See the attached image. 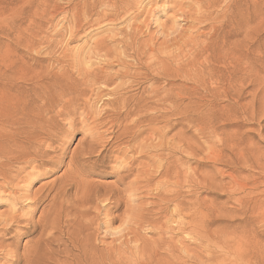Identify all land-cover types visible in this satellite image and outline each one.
<instances>
[{"label":"bare ground","instance_id":"obj_1","mask_svg":"<svg viewBox=\"0 0 264 264\" xmlns=\"http://www.w3.org/2000/svg\"><path fill=\"white\" fill-rule=\"evenodd\" d=\"M134 1L135 0H78V1L74 2V4L71 5V7L68 9V11H66V13H69V16H67V18H65L66 24H67V27L69 30V34L71 35L72 39H76L79 37L80 34H83L85 32V30L87 29V26L92 27L94 24H99V23L104 22V21L106 22V20H109V21H111V23H114L112 21L119 20L122 18L125 19L124 15L128 14V11L130 13V10H133L132 8L135 6ZM140 1L142 2V0H140ZM254 1L255 0H253L252 4L254 3ZM136 2H137V0H136ZM173 2H175V1H173ZM177 2L180 3L181 1H177ZM256 2L257 1H255V3ZM179 3H178V7H179ZM185 3H188V2H185ZM185 3L183 4V2H182V4L185 5V7H186ZM191 3L193 5L190 4L191 5L190 8L188 7L189 12L187 11L190 14H188V16L186 15V19L187 18L191 19L189 22H187L188 24L186 23L184 25H180L179 23L174 22V21H176V20H174L176 18V16H179L181 14L180 13L181 9H183L182 8L183 6H182L181 9H179L180 14H177L178 13V10H177V12L175 11V13H176L175 18H174V15L170 16L171 18L172 17L174 18V19L173 18L172 19L170 18V19L174 20L173 21L174 25H176V27H174V28H176V29H174L172 31L168 30L169 31L168 33L167 32L165 33V31H163V29L162 30L159 29V32H157L158 30H156V33H159V36L161 35V37L152 36V34L150 36L149 35L150 33L147 34L148 32L146 31L147 32L146 34L149 37L145 38L146 35L145 36L142 35L143 34L142 31L144 29L141 30L140 27H142V26L137 25L139 23H136V24L130 23L131 19H133L131 17L130 21L129 22L127 21L128 24L126 23V25H128V28L126 30L121 29L122 25H120L121 23L119 22V25L121 28L116 27L117 29H114L113 34L111 33L112 37H108L109 36L108 34L110 33V31H108L109 33L107 32L108 34L105 32L108 35V36L106 35L107 37H103L104 35L102 34L103 36L100 35V36H102L100 38V36L97 35L96 39L94 38L93 40H89L90 41L89 44L87 43L86 45H83L77 49L67 47L65 49L55 50L57 48L54 45L56 42L53 44V46H52V44H50V42H47L49 44L48 45L46 44L47 46H45V47H46L47 51L49 52V54L50 53L52 54V56L49 57V60H48L50 66H45V68H43L44 70H41L42 69L41 68V69H39L40 71L37 69L38 70V71L36 70L37 72L34 71L35 72L34 76L31 75L32 77H34V79L31 77L34 80V81H32V84L30 87L31 92L28 94L19 93V94H16L14 96H12V95L10 96L9 94H11L12 92H9V90H8L9 94H3L2 97H0V192L4 193L3 189H6L8 187L10 189L11 187H13L14 185L16 186L17 183H20V182L25 183L23 188H26V189H24L26 192L27 188L30 187V184L33 181L35 182L42 177H46L51 173L53 174V172H55V171H57V169L61 168L62 163H63V158H64V155L66 154L65 153L66 151L63 149L64 147H62L64 144L62 146H59L58 144L55 145V144L58 141V139H59V137L63 131L62 129L65 126H67L68 129L72 130L79 124V122H81L80 120L76 119V114H77V109L81 106V104L83 102L82 100H84V102L86 101V103H87V100L89 99L88 96H92V97L95 96L97 99H101L103 97V95H106V93H107L109 95L114 96L115 100H119V102L121 101L122 108L124 109V112L123 113L118 112V115H124L126 117H135L136 123L133 121L135 125L132 126L133 124L132 125L130 124V126H131L130 129L132 127L138 128L137 131L135 130L136 133L133 135V137L139 133L141 134L142 130L139 129V124L141 122L142 123L146 122L145 124L147 125V127H146L145 131L148 130L149 132L147 131V133L149 134V137L151 138V140L155 141L152 145H149L150 148L154 150L155 155L158 158V159L156 158V162H157L156 166L154 165L156 168V170H155L156 176L153 174V172L150 173V175L153 174L156 178L159 179L157 184H156L157 185V187H156L157 199L155 200V199L151 198V201L155 200V202L156 201L158 202L157 207H156L157 210H156V212L153 213V215H155V216L144 217L143 214H140V216H137L136 215L137 213L132 215L131 213H133L136 209L133 210V212L131 211V209H129V211H127V212L130 213V211H131L130 217L136 216V218L139 217L138 219H140V217L142 215L145 218L144 224H146V222H148L150 224L148 226L152 227L155 230L157 229L158 233L160 234L159 240H160L162 246L157 245L155 243L156 246H154L153 249L150 251L151 254L149 255L147 252H144V254L146 256L141 258L140 260H138V261H140L139 264H197L198 259L201 258V250H199L200 252L194 250V249H200V248L190 247L189 245H191V244H189V243L187 245L184 243L185 244L184 249H185V253L187 255L185 262H181L179 260L177 254L175 253L177 251V247H176L177 245L173 244V242L175 240L174 237L176 235L175 233H177L178 231H184L188 235V237H192V239H194V237H196V238H203V239L214 241V243L219 244L223 249H226V251L228 253H230L231 258L229 259V261L232 259V257H236V260L239 259L240 264L242 262L244 264H251V263L257 264L261 261L260 259L262 257L260 254V251H261L260 246L256 242L255 239L258 238V236L260 234L264 235V228L260 231H257V230H255L254 226H251V222L252 223L258 222V224L261 223L264 227V191H254L253 189L259 187L258 184L264 182V160H260L259 157L257 156L258 154L257 155H256V153H255V155L253 154L252 157L254 158V160H252L250 165L260 170V176H255L252 179H249L248 180L249 182H247V183L246 182L240 183L239 180H237V179L235 180V186L231 189V192L229 191V193L231 196L230 198L233 199L236 206H233L230 209H228L227 208V200L224 202H220L218 205H216V204L215 205H213V204L208 205V203L207 204L204 203L203 208L206 209L205 214H207L206 217L208 218L207 224H204V223L199 224L197 221V215H198L199 210H200L198 208H200V207H197L196 198H193L194 194H196L195 189L198 185V181H197V178L194 176L193 169L189 172V174L183 173V175H182V172L179 171V169H178V165H179V161H180L179 157H173L172 159L170 158L169 161H164V157H162L164 150H168L169 152L173 151L169 147L168 143L166 144V142L164 141L165 130H163V127L165 126V124L168 125V123L170 121L169 113L173 114L174 112H175L174 117H175V115L179 116L178 121L180 123H182V125L186 124V125H188V127L190 125L191 129L194 128L195 131L198 132V134L202 135L201 137H204L206 139V141L208 142V145H207L208 149L211 152L215 153L218 160L223 159L224 161H226V163L228 162L227 164H230V165L233 164L232 166L234 167L235 171L238 170L239 164L241 162H245L247 159H244V160H236L235 159L234 160L233 157H231L232 155L227 153V152H229V151H227V149L233 150L232 151L233 154L238 153L237 156H240V158H247L248 157L247 152H243L242 151L243 148H239L242 144L240 142L241 141L243 142V140L241 138L242 133L240 131L241 125L239 123V119L245 115L244 112L248 114V111L246 109V104L241 103L239 101V99H237V98H240V94H238L237 90L234 92H237L238 97H237V95H234V93H232L231 90L229 91V89L231 88L230 86L234 85V83L236 84V82L238 80L239 81L241 80L240 82H242L244 74H243V77H240L238 75H241L240 73L242 71L244 73L248 69V68L246 69V67H244L246 62L243 61L244 59H245V61L248 59V57H247L248 55L246 57L241 56L242 53L240 54L236 50L237 45L231 44L230 43L231 40L228 42L229 39L227 40V38H228V34L230 32L229 30H228L229 32L227 31L228 34L226 32H225V34H222L223 31H222V33L219 31L220 28L219 29L217 28L218 25L215 27V24H212L211 29L209 31H207V32L204 31L205 25L209 24V26H210V21L215 20L219 15V13L217 12L219 0H195L194 3L193 2H191ZM174 4L175 3H173V5ZM188 5H189V3H188ZM144 6H142V8ZM185 7H184V9H185ZM228 8H229V6H227L226 9L223 10V12L226 11ZM134 9H137V8L134 7ZM167 9H168V7H167ZM253 11H254V9H253ZM139 12L141 13L142 11H139ZM143 14H144V12H143ZM145 14H147V13H145ZM183 14H184V12H183ZM141 15H142V13H141ZM183 18H185V16ZM230 18L232 19V17H230ZM231 19H230V21H231ZM237 19H238V17H237ZM239 19H240V17H239ZM140 20L138 22H140ZM179 20H177V21H179ZM221 20H223V19L221 18ZM232 20H234V19H232ZM146 21H147V18H146ZM148 22L149 21H147V23ZM141 23H142V21H141ZM144 23H145V20L143 21V24ZM222 23H223V21H222ZM145 24H144V27L146 26ZM124 25H125V23H124ZM231 25H232V23H231ZM250 25L251 24H249V26ZM237 27H239L238 24H237ZM172 28H173V26H172ZM221 28H222V26H221ZM228 28L231 29L232 27H228ZM147 29L149 30V28H147ZM63 30H65V28ZM232 31H235V29L233 28L231 30V32ZM248 31H249V29H248ZM34 32L36 34L37 31H34ZM39 32L40 31L38 29L37 33L39 34ZM111 32H112V30H111ZM67 33H68V31H67ZM239 34H241V33L239 32ZM36 35H31V36L38 37ZM34 40H36V39H34ZM39 40H41V38H39L38 41ZM236 40L238 41L239 39L236 38ZM60 41L61 40H59V42ZM27 42H30V41H27ZM51 42H52V39H51ZM233 43H234V41H233ZM27 44L29 46L30 43H27ZM25 45H26V43H25ZM30 45H31L30 47H32V45H34V52L35 53L38 54L40 52V47H37V46H39L41 44L34 42V44H30ZM238 46H239V44H238ZM23 47H25V46H23ZM27 52L28 51H26V54H28ZM251 54H252V52H251ZM4 56L5 55H3V57ZM249 56H250V54H249ZM222 58H228V60H229V58L231 59V62L229 64H230V67L232 69L230 68L231 70H229V77L228 78H227V75H225L226 76L225 79L222 77V84H221L222 87H221V90H219V84L214 85V83L216 82V77L219 79L222 76V74H221L222 72L217 69V66H219V65L216 66V64L219 61H222L221 60ZM253 58H256V57H253ZM253 58H252V60H253ZM4 59H5V57L3 58V60ZM232 59L234 60V64L232 63L233 62ZM95 60H97V61H95ZM8 61L10 64H12V66H11V68L8 67L9 69L8 68L4 69V70L2 69L3 71L0 74L1 79L5 78V79H13L14 81H17L19 78L22 79L23 75L26 74V72H28L27 69L25 68V63H27V62L24 60L23 56H20V57L18 56L15 58L13 55L7 56L6 61L5 62L3 61V63L6 65V62H8ZM255 61H257V60H255ZM3 63H2V65H3ZM232 64H233V66H232ZM242 64H244V65L242 66ZM250 64H251V62H250ZM251 65H249V66H251ZM221 66L222 65H220V67ZM5 68H6V66H5ZM114 68H116V69H114ZM244 68L246 70H244ZM249 68H251V67H249ZM250 72H251V70H250ZM245 73H247V72H245ZM223 74H225L224 71H223ZM255 78H253V79H255ZM120 79H121V82L122 81L123 82L121 84H116V81L120 80ZM178 79L182 82L179 85L176 82ZM253 79H252V81H253ZM246 80H247V78H246ZM249 81H250V79H249ZM136 83H145L146 86L143 88V90L139 94H135V95L130 94L129 92L131 90V87ZM236 86H238V84ZM240 86L242 87V84ZM6 87H3V88H6ZM234 87L235 86H233L232 88H234ZM234 90H235V88H234ZM239 91H240V89H239ZM22 92H23V90H22ZM202 92L207 93L208 95L211 96V98L209 100L205 101L206 99L204 100L202 98ZM229 92H231V93H229ZM1 94H2V92H1ZM221 95H223L225 97L228 96V98L231 97V99H232L231 101H233V103H231L230 106H227L229 104H226V106L224 105V107H223V105H221L222 107L218 105L219 107H221V109H217L216 108L217 106L215 105V101ZM86 96L88 97V99ZM84 97L86 99H83ZM205 97H207V96H205ZM30 100H31V105L29 106ZM89 101H90V99H89ZM112 101H113V99H112ZM254 101H255V95H253V97L251 99L252 105L254 104ZM81 107H83V104ZM84 107H85V105H84ZM249 110H251V109H249ZM253 110L251 111L252 113H253ZM251 112H250V115L252 114ZM230 119L234 121L232 123L233 124L232 127H236V128H233V131L232 130L231 131L226 130V126H227L226 122L227 121L229 122ZM250 119H251V117H250ZM64 120H66V121H64ZM62 121H64V122H62ZM131 121H132V119H131ZM243 121H244V118H243ZM245 124H246V122H245ZM234 125H236V126H234ZM244 125L242 127H244ZM144 126L145 125H143V128H144ZM126 127H129V124ZM140 127H141V125H140ZM230 127L231 126H229V128ZM168 128L169 127H167V129ZM186 128L187 127L184 126L185 132H186ZM164 129H166V128H164ZM179 130H181V129H179ZM192 131L194 133V130H192ZM218 131L220 132V134L223 137L219 138V140L218 139H216V140H218L219 144L222 145V148H220V146H218L214 142L216 140L212 139V136L217 134ZM121 132L122 133L125 132V126H124V128H122ZM169 132H171V131H169ZM185 132H183V133H185ZM133 133H134V131H133ZM176 133H177V131H176ZM124 134H122V135H124ZM128 134H129V132H128ZM116 135H118V134H116ZM129 135L131 136L132 134L130 133ZM143 135H144V133H142V135H141L144 138L145 136H143ZM177 135H178L179 142L184 139V135L182 136L181 132H178ZM194 135H197V134H194ZM141 136H139V137H141ZM191 136L190 137L188 136V138L185 137L187 142H188L186 145H188L187 150H191V151H193L192 153H194V151L196 152L197 149H200L202 147L200 146L201 144L197 145L195 143L198 139H196V141H195V139L193 140L191 138ZM216 136L217 135H215V137ZM139 137H138V139H139ZM118 138H117V136L115 137L116 140ZM125 138H126V136H125ZM129 138H127V139H129ZM145 138H148V137L146 136ZM150 138L146 139V140H150ZM94 139H97V138H94ZM124 139H121V140H123V142H124ZM127 139H125V140H127ZM138 139H136L137 142L139 141ZM141 140H144V139H141ZM175 140H174V142H175ZM100 141H101V139H100ZM172 141L173 140L171 139V142ZM183 141H185V139ZM93 142H95V140ZM192 142H194V143H192ZM117 143H119V142L117 141ZM134 143H136V142H134ZM203 143H205V141ZM95 144L93 143V145H95ZM120 144H122V143H120ZM131 144L133 145V143H131ZM137 144H139V143H137ZM137 144H135V146H136V150L138 153ZM238 144H240L239 147H238ZM135 146H132V147L134 148ZM77 147L78 146H76V148ZM86 147H89V146H86ZM119 149H120V147L118 148V150ZM128 149H129V147H128ZM234 149H236V152H234L235 151ZM72 150H74V149H72ZM76 150H78V149H75V151ZM94 150H96V147ZM134 150H135V148H134ZM146 150H147V147L145 149H143L142 151H146ZM149 150H148V152H149ZM180 150H181V147H180ZM222 150H223V152H222ZM97 151H99V150H97ZM130 151H132V149ZM125 152H127V150ZM148 152L146 151L144 153L146 154ZM88 153H89V150L78 156L77 152L76 153L74 152L73 154H76V155L72 154L69 158L70 159L69 163H67V164L73 166V165H75L76 162H79L78 160H82L83 162H87ZM120 153L121 152H119L118 154H120ZM152 153L153 152H151V155H152ZM198 153H200V152H198ZM102 155H104V154H102ZM122 155H123V153H122ZM139 155H140V153H139ZM195 155H197V154H195ZM132 156H133V154H132ZM116 157H118V156H116ZM166 157H168V156H166ZM97 158H98V156L96 157V159ZM119 158H121V157H119ZM127 159L125 158V160H123V161L125 162V161H127ZM139 159H140V157H139ZM135 160H136V155L133 156V161L130 162V164H128L127 166H126V164H125V166H123L122 165L123 161L122 162L119 161L122 163V164L121 163L120 164L123 166L122 169L124 170V173L120 172L123 175L120 174V177H118V180H117L118 183H123L124 180L126 178H129L130 176L132 178V175L136 176V177H133V178H135L134 181L128 182L129 185H132V187L130 188L131 190H128L129 193H130V191L132 193V191L135 189L137 190V188H136L137 186L135 187V185L133 186V184L136 183V185H137V183H139V179H138L139 176L144 174V173L141 175L139 174V176H138L137 173L139 170H136V168H138V167H135V170L133 169V167L131 168L132 165L133 166L136 165L135 162H137L138 159L136 161ZM191 160H193V159H191ZM142 161H144V160H142ZM149 161L151 162V160H149ZM147 162H148V160H147ZM147 162H143L142 164L144 165V163H147ZM150 162H148V163L150 164ZM48 164L50 166H45ZM79 164H80V162H79ZM89 164H90V162H89ZM151 164H152V162H151ZM90 165H92V163ZM121 165H119V166H121ZM137 165H138V162H137ZM81 166H83V165H81ZM146 166L148 167V165H146ZM67 167H68V169H66ZM95 167H97L96 164H95ZM150 167H148V168H150ZM188 167H190V166L188 165ZM74 168H73V170H74ZM76 168H78V167L76 166ZM142 168H145V167L143 166ZM148 168H146V169H148ZM215 168H217V167H215ZM119 169H121V168H119ZM188 169H190V168H188ZM195 169H197V167ZM230 169H231V167H230ZM73 170L71 169V167L66 166L63 173H61V176L59 175L57 178H54L53 180H51V183H50L51 187L49 186L50 185L49 183L44 182V185L49 184L48 188L50 187L51 190H54V193L51 195V197H48L49 193L45 194L46 197L50 198L49 201L51 204L56 205L59 203V205H62V204L64 205V203L66 201L65 199H67V198H65V196L68 195V193H69L68 190H70L69 188L72 185V183H71L72 180H70V179H72L71 176L72 177L74 176L72 173H77V171L74 172ZM141 170H143V169H141ZM148 170H150V169H148ZM247 170H248V168H247ZM135 171H137V172L135 173ZM144 172H147V171L144 170ZM148 172H150V171H148ZM140 173H141V171H140ZM197 173L198 172H196V174ZM225 173H226V171H225ZM70 174H71V176H70ZM204 174H206V173H204ZM211 174L213 175L214 173H211ZM216 175H218L217 172H216ZM228 175H231V172H229ZM67 176L68 177L70 176V178H68ZM181 176L184 179H181ZM82 177H83V175H82ZM82 177H81V180L84 178V177L83 178ZM145 177H146V175H145ZM78 178H80V177L78 176ZM133 178H132V180H133ZM167 178L172 179L171 186L174 189H168V188L165 189L166 187L164 188L163 181L165 183V179H167ZM86 179L89 180L88 178H86ZM205 179H206V177H205ZM215 179H217V177ZM57 180H58V183H57ZM217 180H220V178ZM74 181L76 182V180H74ZM208 181H210V180H208ZM85 182L92 185L90 180L89 181L85 180ZM85 182H83V183H85ZM146 182H148V181L146 180ZM152 182H154V181L152 180ZM224 182H226V181H224ZM78 183H80V182H78ZM83 183H81V185ZM87 183H85V184L87 185ZM111 183H113V182H111ZM111 183H110V185H107V183H106V186H105L106 188L103 186L105 188L103 193H100L98 185H93L94 187L92 188V187H89L90 185L88 184L89 186L87 188V186H85L83 184L82 186H85V187H83V189H81L82 187H80V190H78V191L82 190L81 195L78 196V193H77L76 195L78 197L75 196V198H76L75 204H77L79 202L78 206L80 208H78V206L75 207L74 220L76 222V227L74 228V230H76V234L73 236L74 240L72 239L73 241H75L74 242L75 245L73 242H71V243H73V245H74L73 248L77 250V251L76 250L75 251L78 252L80 255H82V258L80 256L77 257V262L75 264H96L94 262L95 259L92 260L91 257H94V254L97 252L95 250L97 245L94 243V241L97 239L100 229L103 232V236L104 235H112L111 237H113L114 235L116 236L118 234V232L121 231L120 228H119L120 231L119 230L117 231L111 227L115 218L116 217L118 218V216L115 213L118 210L116 209V211L114 212L116 216L112 215V213L109 216V213L112 212V210H113L112 208H117L118 207L117 205L119 204V202L122 201L120 197H116V194L123 191V189H120L117 187L113 188V185H111ZM114 183H116V182L114 181ZM214 183H216V182H214ZM221 183H222V181H221ZM248 183H250V184L248 185ZM77 184H76V187H77ZM139 184H141V182ZM146 184H147V186H150L148 183H146ZM184 184L186 185L187 192H188L187 196L185 195L186 197L183 195L184 193L181 192V188H184ZM212 184H213V182H212ZM68 185H70V186L67 187ZM141 185H143V184H141ZM213 185H215V184H213ZM217 185L218 184H216V186ZM216 186H215V188H216ZM144 187H145V185H144ZM39 188H41V186ZM138 188H140V187H138ZM150 188L151 187H149L147 189H150ZM1 189H2V191H1ZM16 189H18V188H16ZM141 189L144 190V188H142V187H141ZM141 189H139V190H141ZM223 189H224V187H223ZM223 189L221 188V190H223ZM34 190H32V192L33 191L37 192L38 191L37 187ZM139 190H137V191H139ZM224 190H223V192H224ZM27 191H29V190H27ZM39 191H41V189ZM44 191H43V193L41 192L40 194L43 195L45 193ZM47 191H48V189H47ZM7 192L9 193L10 191H8V189H7ZM7 192H5V193H7ZM51 192H53V191H51ZM147 192L148 191H146L145 193H147ZM27 193H29V192H27ZM143 193L144 192L142 191L141 194L143 195ZM236 193H239V195L234 196V194H236ZM120 194H122V193H120ZM126 194H127V192H126ZM153 194H155V193H153ZM21 195H24V194H21ZM39 195L37 197H40V199H42L41 198L42 195L41 196H39ZM34 196H35V194H34ZM133 196L134 195H131V196H129V198L133 197ZM71 197H73V196H71ZM73 198H71V200ZM28 199H30V197L28 198V196H27V200ZM131 199H133V198H131ZM134 199H133V201H134ZM7 200H9V199H7ZM11 200L13 202V199H11ZM17 200H15V201H17ZM30 200H28V201H30ZM126 200H127V198H126ZM22 201H25V200L22 199ZM38 201H40V200L39 199L35 200L34 204H32V202H31V205H33L35 207L38 204ZM135 201H136L135 203H137L138 199ZM197 201H200V200H197ZM139 202H140V200H139ZM143 202H144V200H143ZM143 202H141V203L143 204ZM141 203H140V205H141ZM51 204H50V207H51ZM133 204H131V206ZM137 204H139V203H137ZM137 204H135V205H137ZM47 205L49 206V203ZM59 205H57L58 208H59ZM170 205H172V208H170ZM16 206H19V205H16ZM16 206L14 205V208H16ZM57 206L52 207L53 210H54V208L56 209ZM132 207H133L132 209H134V205ZM139 207H140V209H142L141 206H139ZM147 207L146 208L144 207L145 210L144 209H142V210L146 211ZM150 207L151 206H149L148 209H150ZM14 208H12V209H14ZM20 208H22V207H20ZM30 208H31V206H30ZM22 209H24V208H22ZM140 209L136 210L135 212H137V211L140 212ZM148 209H147V211L149 212ZM58 210H56V211H58ZM11 211H12V213L15 212L14 210H11ZM56 211L54 210L52 212V209H51V212L53 214H55V215H53L54 217L52 216L53 219H51V222H50L51 227H53V225H54V227H56L55 221L58 219V217L60 215L58 212H57L58 213L57 214ZM154 211H155V209H154ZM183 211H185V212L182 213ZM200 211H202V210H200ZM17 212H19V210ZM49 212H47L46 207L43 208L39 212L40 218L38 219V221H36L37 222L36 224H33L34 223L32 220L33 218L30 217L32 222H33L32 224L34 225V229L37 226H40L42 228V232H41L39 238L37 237V239L42 240V238L47 234V233H45L46 232L45 228L49 227V223L47 224V220L44 222V219H45L46 214H48ZM151 212L152 211H150V213ZM203 212L204 211H202V213ZM19 214H20V212H19ZM28 214H30V213H28ZM28 214L25 216H28ZM99 214H103V216L105 217V220L97 222L98 216L101 217V215H99ZM118 215L121 216L120 213ZM125 215L127 218L128 216L126 213H125ZM14 217H16V215L10 214L8 219H12ZM17 217H18V214H17ZM28 217H27V220H29ZM32 217H33V215H32ZM143 217L140 220H143ZM227 217H233L234 219H237V220L241 221L242 223L240 224V226L236 230H233L231 232L228 231L225 223H223V224L221 223L222 225L219 226V230H211L210 227H212L213 224H215L220 219L224 220L226 222ZM1 218L4 219V217H1ZM18 218H20V217H18ZM24 219H21V220H24ZM6 220H7V218H6ZM14 220H15V218H14ZM100 220H101V218H100ZM122 220H124V219L122 218ZM128 220L129 219H127V222H128ZM131 220H133V219L131 218ZM131 220H129V221L131 222ZM137 220L135 219V221H137ZM25 221H26V219H25ZM8 222H10V221H8ZM26 222H24V223L26 224ZM120 222H121V220H120ZM127 222L125 219V221L124 222L122 221L120 224L125 223L123 225H126V224L128 225ZM10 223H12V222H10ZM141 223H143V222H141ZM2 224L3 223L0 220V225H2ZM8 224H5V222H4L3 226L0 227V230L2 232L9 231L11 229V227L8 226ZM136 225L137 224H135V226ZM143 226L141 225L140 227H138V226L137 227L139 229L140 228L142 229ZM127 227H128V229L130 228V226H127ZM20 228H21V226H20ZM123 228L125 230L124 226L122 227V229ZM13 229H14V226H13ZM30 230H32V229H30ZM131 230H132V228L130 229V231ZM135 231L137 232V230H135ZM50 232H51V229H50ZM131 232L133 233V231H131ZM17 233L20 234V231ZM138 233H139V231H138ZM0 234H1V232H0ZM14 234H12V235H14ZM52 234H54V233L52 232ZM126 234L131 235L128 232ZM134 234L136 236L137 233H134ZM137 235H139V234H137ZM124 236H122V237L124 238ZM178 236H180V233ZM122 237H120V238H122ZM139 237L136 236V238H138V239H139ZM4 238L0 239V253H1L0 255L3 254L1 259L4 261V264H17V262H19V260H20L19 255L17 254V249L15 250V246L12 247L13 242L10 241V243H7L4 240ZM50 238L56 239L57 237L53 236V237L48 238V236H47V238H45V240L46 239L51 240ZM106 238H107V236H106ZM132 238H134V236L133 237L127 236L126 241L129 243V241H131ZM98 239L102 240V237L98 238ZM36 240H33V241H36ZM45 240H43V242ZM103 240H105V238ZM154 240H156V239H154ZM33 241L32 242L30 241V242L33 243ZM40 241L38 240V242H40ZM137 241L134 240V242H137ZM176 241H178V239ZM35 243L30 244V248L32 247L31 245L34 246ZM45 243H47V242H45ZM100 243H101V241H100ZM115 243H116V239H115ZM123 243L127 244L126 242H123ZM137 243H139V241ZM66 244L67 243L65 242V246H66ZM108 244H109V242H108ZM117 244L122 245L120 243H117ZM180 244H182V243H180ZM25 245H26V243H25ZM49 245H50V242H49ZM119 245H118V247H119ZM27 247L29 248V246H27ZM37 247H38V245H37ZM111 247L112 246H110V249H111ZM198 247H200V246H198ZM28 248H26L27 251H28ZM47 248H49V247L47 246ZM113 248H114V246H113ZM124 248H126V247H123V250H124ZM182 248H183V246H182ZM38 249H40V248L38 247ZM65 249L67 250V248L64 247V250ZM161 249H162V252H160ZM184 249H182V250L184 251ZM29 250H33V249H29ZM51 250H49L47 252L50 253ZM112 250L113 249H111V251ZM136 250H138L137 247H136ZM27 251L25 253H27ZM99 251H101V250L99 249ZM76 252H72V253H76ZM37 253H38V251H37ZM37 253H35V254H37ZM49 253H45V254H48V256H49ZM68 253H69V249H68ZM108 253L112 254V252H110V250L108 251ZM123 253H125V251L122 252V254ZM101 254H103V253H101ZM118 254H119V252H118ZM118 254H116V255L118 256ZM22 255H23V251H22ZM27 255L28 254H26L25 257L28 258L29 255L28 256ZM37 255H36V257L39 256V255L38 256ZM95 256H96V254H95ZM108 256H111V255L109 254ZM152 256H157L158 258L151 261L150 259ZM60 257H62V256H60ZM206 257H207L208 261H211L214 258V253L212 252V249L208 246H207ZM38 258L36 260H38ZM49 258H50V256H49ZM89 258H91V260ZM250 259H252V262H250ZM101 260H100V263H101ZM133 260H135V258ZM236 260L234 259V261H236ZM25 261L27 262L26 258H25ZM65 261H66V259H65ZM104 261H105V259H104ZM107 262H108V260H107ZM110 262L112 263V261H110ZM231 262H233V261H231ZM33 263H34V260H33ZM100 263H98V264H100ZM26 264H29V263H26ZM37 264H38V262H37ZM60 264H61V262H60ZM67 264H69V263L67 262ZM136 264H138V263H136Z\"/></svg>","mask_w":264,"mask_h":264},{"label":"rangeland","instance_id":"obj_2","mask_svg":"<svg viewBox=\"0 0 264 264\" xmlns=\"http://www.w3.org/2000/svg\"><path fill=\"white\" fill-rule=\"evenodd\" d=\"M78 0H0V74L2 73V71L4 69H7L8 67L11 68L12 64L8 62H6V65L3 63V61L5 62L6 61V57L7 56H14L15 57H20V56H23L24 60L27 62L25 63V68L27 69L28 72H26V74L23 75V78L22 79H16L17 81H14L13 79H1V76H0V97H2L3 94H9V92H12L11 94H9L10 96H14L16 94H19V93H24V94H28L30 93V87H31V84H32V81H34V73L37 72L39 69L41 70H44L43 68H45V66H50L48 60H49V57L52 56V54L50 55L49 52L47 51L46 47L49 43L47 42H50V44H53L57 47L55 50H58V49H65V48H73V49H77V48H80L81 46L83 45H86L87 43L89 44V40H93L94 38L96 39L97 35H102L103 37H112V34L114 32V29H117L118 27L121 28V29H124L126 30L128 28V25H126V23L128 24V22L130 21L131 17L133 19H131L130 23H133V24H136V23H139L137 25H141L142 27L141 30L142 31V35L145 36V38L149 37L147 34H149L151 36H158V37H161V35L159 36V33H156V30H158L157 32H159V29H163V31H165V33L169 32L168 30L172 31L176 28V25H174V22L176 23H179L180 25H184L186 24L187 22H189L191 19L187 18L186 19V15L188 16V13L189 12V8L191 5H193L191 2L194 3L195 0H142V2L140 0H136L134 1V7L137 8L139 11H142V15L141 13L137 10V9H134V7L132 8L133 10H130V13L128 11V14L124 15L125 19L122 18V19H119V20H114L112 22L114 23H111V21L109 20H106V22H101L99 24H94L92 27H89L87 26V29L85 30V34H80L78 38L76 39H72L71 35L69 34V30H68V27H67V24H66V20L65 18H67V16H69V13H66V11H68V9L71 7L72 4H74V2H76ZM175 1V2H173ZM177 1H181L180 3L177 2ZM255 1H257L255 3ZM254 3L252 4L253 0H219V4H218V7H217V12L219 13L218 17L213 20V21H210V26L209 24H206L205 25V28H204V31H209L211 29V26L212 24H215V27L217 26V28L219 29V31L222 33V34H225V32L228 34V42L230 41L231 44H236V50L241 54V56H247L248 57V61L245 59L243 60L244 62H246V64H242V66L244 65V67H246V69L244 68V70H246L245 72H249L248 74L247 73H243V71L240 73L241 75H238L240 77H243V74H244V77H243V80L242 82H240L239 80L236 82V84L234 83V85H231L229 91L231 90L232 93H234V95H237L238 97V94H240V98H237L239 99V101L241 103H244L246 104V109L248 111V114L244 112V116L241 117L239 119V123L241 125L240 127V131L242 133V140L243 142L239 141L241 144H238V147L239 148H243V152H247V158H240V156H237L238 153H234L233 154V150H230V149H227V152L228 154H231L230 156L233 157V159L235 160H244V159H247L245 162H241L239 164V168L238 170L235 171L234 167L232 166L233 164H227L226 161H224L223 159L222 160H218L215 153L214 152H211L209 149H208V142L206 141V139L204 137H201L202 135L201 134H198V132L195 131L194 128L191 129L190 125L188 127V125L186 124H183L180 123L178 120V117L177 115H175L174 117V113L173 114H170L169 113V123L168 125L165 124V126L163 127V130H165V137H164V141L166 142V144L168 143L169 147L171 148V152H169L168 150H164L163 151V156L164 157V161H169L170 158L172 159L173 157H179L180 158V161H179V165H178V169L179 171L182 172V175L183 173L184 174H189V172L193 169L194 171V176L197 178V181H198V185L195 189V193L194 194V197L193 198H196V204H197V207H200L198 209L204 211L202 213V211L199 210V213L197 215V221L199 224H207V214L206 213V209L203 208V204H207L210 205V204H213V205H218L220 202H224L227 200V208L230 209L231 207L233 206H236L233 199L230 198V193L229 191L231 192V189L235 186V180H239L240 183H247L249 182L248 180L249 179H252L253 177L255 176H260V170L251 166L250 163L252 162V160H254V158L252 157L253 154L256 155L259 157L260 160H264V0H255ZM140 2V3H139ZM185 3V2H188V3H185L186 4V7L185 5L182 4ZM229 2V3H228ZM138 5H137V4ZM165 3V4H164ZM171 3V4H170ZM173 3H175L173 5ZM178 3H179V7H178ZM143 4V5H142ZM181 4V5H180ZM191 4V5H190ZM240 4V5H239ZM145 5V6H144ZM165 5V6H164ZM170 5V6H169ZM172 5V6H171ZM242 5V6H241ZM137 6V7H136ZM142 6H144L142 8ZM183 6V7H182ZM221 6V7H220ZM229 6V8L223 12L224 9H226V7ZM237 6V7H236ZM239 6V7H238ZM255 6V7H254ZM164 7V8H163ZM168 7V9H167ZM176 7V8H175ZM181 7L183 9H181ZM185 7V9H184ZM189 7V8H188ZM242 7V8H241ZM145 8V9H144ZM188 10H187V9ZM231 8V9H230ZM172 9V10H171ZM174 9V10H173ZM179 9H181V14L179 13ZM246 9V10H245ZM254 9V11H253ZM136 10V11H135ZM167 10V11H166ZM178 10V13L177 14H180L179 16H176V13L175 11L177 12ZM64 11V12H63ZM188 11V12H187ZM243 11V12H242ZM144 12V14H143ZM184 12V14H183ZM226 12V13H225ZM236 12V13H235ZM241 12V13H240ZM139 13V14H138ZM147 13V14H145ZM187 13V14H186ZM235 13V14H234ZM246 13V14H245ZM133 14V15H132ZM135 14V15H134ZM140 15V16H139ZM174 15V18L176 16V18L173 19L176 20H171L172 18L170 16H173ZM229 15V16H228ZM139 16V17H138ZM144 16V17H143ZM182 16V17H181ZM185 16V18H183ZM225 16V17H224ZM243 16V17H242ZM138 17V18H137ZM141 17V18H140ZM143 17V18H142ZM230 17H232V20ZM238 17V19H237ZM240 17V19H239ZM245 17V18H244ZM129 18V19H128ZM146 18H147V21H149L147 23L146 21ZM171 18V19H170ZM221 18L223 20H221ZM231 21H230V19ZM135 19V20H134ZM138 19V20H137ZM141 19V20H140ZM150 19V20H149ZM180 19V20H179ZM226 19V20H225ZM124 20V21H123ZM134 20V21H133ZM140 20V22H138ZM145 20V27H144V24H143V21ZM179 20V21H177ZM185 20V21H184ZM188 20V21H187ZM128 21V22H127ZM142 21V23H141ZM170 21V22H169ZM174 21V22H173ZM223 21V23H222ZM230 21V22H229ZM233 21V22H232ZM239 21V22H238ZM257 21V22H256ZM119 22L121 23L120 25H122L120 27L119 25ZM173 22V23H172ZM184 22V23H183ZM221 22V23H220ZM225 22V23H224ZM241 22V23H240ZM244 22V23H243ZM105 23V24H104ZM118 23V24H117ZM125 23V25H124ZM150 23V24H149ZM161 23V24H160ZM228 25H227V24ZM232 23V25H231ZM234 23V24H233ZM101 24V25H100ZM188 24V23H187ZM237 24L239 27H237ZM249 24H251L249 26ZM230 25V26H229ZM255 25V26H254ZM127 26V27H126ZM173 26V28H172ZM222 26V28H221ZM235 26V27H234ZM241 26V27H240ZM244 26V27H243ZM249 26V27H248ZM117 27V28H116ZM149 28V30L147 28ZM207 27V28H206ZM228 27H232L231 29L228 28ZM247 27V28H246ZM65 28V30H63ZM67 28V29H66ZM113 28V29H112ZM171 28V29H170ZM235 29V31H232V29ZM38 29H39V34L37 33L38 32ZM55 29V30H54ZM206 29V30H205ZM226 29V30H225ZM237 29V30H236ZM249 29V31H248ZM112 30V32H111ZM229 30V31H228ZM242 30V31H241ZM34 31H37L36 34ZM66 31V32H65ZM68 31V33H67ZM110 31V33L108 32ZM148 33H147V32ZM228 31V32H227ZM34 32V33H33ZM42 32V33H41ZM103 32V33H102ZM108 34H106V33ZM145 32V33H144ZM161 32V31H160ZM237 32V33H236ZM239 32L241 34H239ZM112 33V34H111ZM147 33V34H146ZM158 34V35H157ZM236 34V35H235ZM31 35H36L38 37H35V36H31ZM107 35V36H106ZM100 36V38L102 37ZM41 38V40L38 41V39ZM239 39L238 41L236 40ZM36 39V40H34ZM51 39H52V42H51ZM54 39V40H53ZM61 40L59 42V40ZM72 39V40H71ZM98 39V38H97ZM50 40V41H49ZM243 40V41H242ZM20 41V42H19ZM27 41H30V42H27ZM42 41V42H41ZM58 41V42H57ZM234 41V43H233ZM32 42V43H31ZM35 43H38V44H41L37 47H40V52L37 54L34 52V45H32V47H30L31 45L30 44H34ZM41 42V43H40ZM63 42V43H62ZM236 42V43H235ZM241 42V43H240ZM243 42V43H242ZM26 43V45H25ZM27 43H30L29 46ZM60 43V44H59ZM47 44V45H46ZM230 44V45H231ZM239 44V46H238ZM243 44V45H242ZM252 44V45H251ZM59 45V46H58ZM25 46V47H23ZM29 48H28V47ZM61 46V47H60ZM59 47V48H58ZM255 47V48H254ZM260 48V49H259ZM9 49V50H8ZM28 49V50H27ZM243 49V50H242ZM250 49V50H249ZM241 50V51H240ZM9 51V52H8ZM16 51V52H15ZM26 51H28L26 54ZM244 51V52H243ZM246 51V52H245ZM7 52V53H6ZM12 52V53H11ZM252 52V54H251ZM256 52V53H255ZM10 54V55H9ZM16 54V55H15ZM250 54V56H249ZM258 54V55H257ZM3 55H5V59L3 60ZM30 55V56H29ZM253 55V56H252ZM255 55V56H254ZM35 56V57H34ZM252 56V57H251ZM253 57H256V58H253ZM261 57V58H260ZM29 58V59H28ZM251 58V59H250ZM253 58V60H252ZM227 59V60H226ZM222 61H219L217 65V69L219 71H221L222 73V76L218 79L216 77V82L214 83V85H218L219 84V90H221V87H222V77L225 79V75H227V78L229 77V70H231L232 68L230 67V62H231V59L229 58H222L221 59ZM251 60V61H250ZM257 60V61H255ZM262 60V61H261ZM97 61V60H95ZM226 61V62H225ZM229 61V62H228ZM232 63L234 64V60L232 59ZM255 61V62H254ZM251 62V64H250ZM253 62V63H252ZM3 63V65H2ZM224 63V64H223ZM260 63V64H259ZM49 64V65H48ZM232 64V66H233ZM27 65V66H26ZM220 65H222L220 67ZM226 67H225V66ZM251 65V66H249ZM6 66V68H5ZM42 66V67H41ZM254 66V67H253ZM29 67V68H28ZM54 67V66H53ZM251 67V68H249ZM8 68V69H9ZM231 68V69H230ZM3 69V70H2ZM38 69V70H37ZM116 69V68H114ZM223 69V70H222ZM30 70V71H29ZM32 70V71H31ZM37 70V71H36ZM251 70V72H250ZM35 71V72H34ZM40 71V70H39ZM115 71V70H114ZM223 71L225 74H223ZM228 73V74H227ZM252 73V74H251ZM32 75V76H31ZM27 76V77H26ZM250 76V77H249ZM33 79H32V78ZM256 77V78H255ZM28 78V79H27ZM247 78V80H246ZM255 78V79H253ZM218 79V80H217ZM223 79V80H224ZM250 79V81H249ZM253 79V81H252ZM21 82H20V81ZM179 80V79H178ZM176 81L177 84H181L182 82L179 80V81ZM252 81V82H251ZM123 82V81H122ZM121 79L120 80H117L116 81V84H121ZM239 82V83H238ZM184 83V82H183ZM246 83V84H245ZM15 84V85H14ZM17 84V85H16ZM233 84V83H232ZM238 84V86H236ZM242 84V87L240 86ZM137 85V86H136ZM177 85V86H178ZM7 86V87H6ZM19 86V87H18ZM146 86L145 83H136L134 84L132 87H131V90H130V94H139L143 88ZM233 86H235V90L234 88H232ZM240 86V87H239ZM3 87H6V88H3ZM12 89H11V88ZM238 87V88H237ZM10 88V89H9ZM15 88V89H14ZM18 88V89H17ZM237 88V89H236ZM244 88V89H243ZM109 89V88H108ZM233 89V90H232ZM240 89V91H239ZM9 90V92H8ZM23 90V92H22ZM238 92H234L236 91ZM134 91V92H133ZM2 92V94H1ZM15 92V93H14ZM229 92V93H231ZM14 93V94H13ZM255 93V94H254ZM229 95V94H228ZM253 95H255V101H254V104L252 105L251 104V99L253 97ZM207 96V97H205ZM87 97V96H86ZM90 101H89V99ZM87 97V103L86 101L84 102V100H82V104H83V107L82 104L81 106L77 109V114H76V119L80 120L81 122H79V124L72 130L68 129L67 126H65L62 130V133L58 139V141L56 142L55 145H59V146H63L64 147L63 149L66 151L65 155H64V158H63V163H62V167L57 169V171L53 172V174H49L48 176L46 177H42L40 178L39 180L37 181H33L31 184H30V187L27 188V191L25 192L24 189L26 188H23L25 183H17V185L11 187L9 189L6 188V189H3V192H0V220L2 221V223L4 224H8V226L11 227V229L7 232H1L0 234V239H3L4 237V240L7 242V243H10L13 242V246H15V250L17 249V254L19 255V262H17V264H26V263H29V264H67V262L69 264H75L77 262V257H81L82 258V255H80L78 252H76L77 250L74 249V245H75V241H73V236L76 234V230H74V228L76 227V222L74 220V214H75V207L78 206V203L75 204L76 202V197L80 196L81 193H82V190L81 191H78L80 190V187H82L81 189H83V187L88 186L90 185L89 183L85 182L86 181H89L92 183V185H90L89 187H94L93 185H98L99 186V190H100V193H103L104 189L106 188V183L107 185H110L111 182V185H113V188H120V189H123V191H121L120 193L116 194V197H120L122 201L119 202V204L117 205L118 207L117 208H112V212L109 213V216L110 214L112 213V215L114 216H118V218L114 220V222L112 223L111 227L115 230H119L120 228V232H118V234L113 237H111L112 235H104L103 236V232L102 230L100 229L99 230V235L97 237V239L94 241V243L97 245L96 247V256L94 254V257H91L92 260H94V262L96 264L100 263V260H101V263L100 264H136L140 261L141 258L145 257L146 255L144 254V252H147L149 255L151 254L150 251L153 249L155 245V243L157 245H161V242L159 240V233H158V230L156 229H153L152 227L148 226L150 225L148 222L145 223V218L144 217H152V216H155L153 215L154 212H156L157 210V204L158 202L155 200L157 199V194H156V187H157V182H158V178H156V173H155V166H156V158L157 156L155 155V152L153 149L150 148L149 145H152L155 141L151 140V138L149 137V134L147 133L146 130V127L147 125L145 124L146 122H141L139 124V129L142 130L141 131V134H137L136 136L133 137V135L136 133V131L138 130V128L136 129L135 127H132L130 129V124L132 126H134V122L136 123L135 121V117H126L124 115H118V112L120 113H123L124 112V109L122 108V104H121V101L119 102V100H115V97L112 96V95H109L106 93V95H103V97L101 99H97L95 96H88ZM114 97V98H113ZM202 98L207 101L211 98L210 95H208L207 93L205 92H202ZM83 99H86L85 97ZM113 99V101H112ZM219 99V100H218ZM216 101H215V105L217 106L216 108L217 109H221V105H224L226 106V104H229L227 106H230L231 103H233V101H231V97L228 98L221 95L219 96ZM229 101H228V100ZM218 102V103H217ZM29 106L31 105V100L29 102ZM86 103V104H85ZM204 103V102H203ZM85 105V107H84ZM221 107H219V106ZM107 106V107H106ZM121 106V107H120ZM116 107V108H115ZM110 108V109H109ZM251 109V110H249ZM254 109V110H253ZM121 110V111H120ZM253 110V113L251 112ZM101 111V112H100ZM250 112L252 113L250 115ZM96 113V114H95ZM101 113V114H100ZM177 114V113H176ZM171 115V116H170ZM256 115V116H255ZM117 116V117H116ZM247 116V117H246ZM254 116V117H253ZM249 117V118H248ZM251 117V119H250ZM129 118V119H128ZM174 120H172V119ZM243 118H244V121H243ZM91 119V120H90ZM132 119V121H131ZM233 119V118H232ZM249 119V120H248ZM254 119V120H253ZM130 120V121H129ZM177 120V121H176ZM258 120V121H257ZM66 121V120H64ZM62 121V122H64ZM134 121V122H133ZM243 121V122H242ZM99 122V123H98ZM110 122V123H109ZM231 122V123H230ZM234 121L233 120H229V122L227 121L226 124V130L228 131H233V128H236V127H232L233 126V123ZM246 122V124H245ZM180 123V124H179ZM244 127H242L243 125ZM125 124V125H124ZM129 124V127H126L128 126ZM172 124V125H171ZM174 124V125H173ZM100 125V126H99ZM125 126V132H121L122 131V128H124ZM141 125V127H140ZM143 125L144 128H143ZM178 125V126H177ZM231 126L229 128V126ZM98 126V127H97ZM184 126L187 127L186 128V132L184 131ZM236 126V125H234ZM120 127V128H119ZM122 127V128H121ZM167 127H169L167 129ZM176 127V128H175ZM181 129V130H179ZM183 127V128H182ZM228 127V128H227ZM129 128V129H128ZM166 128V129H164ZM171 128V129H170ZM133 129V130H132ZM99 130V131H98ZM127 130V131H126ZM129 130V131H128ZM132 130V131H131ZM136 130V131H135ZM194 130V133L193 131ZM86 131V132H85ZM131 131V132H130ZM134 131V133H133ZM171 131V132H169ZM177 131V133H176ZM244 133H243V132ZM90 132V133H89ZM92 132V133H91ZM120 132V133H119ZM131 133L132 135L130 136L129 134ZM146 132V133H145ZM149 132V131H148ZM167 132V133H166ZM178 132H181V135L183 136L184 135V139L185 141L181 140L179 142V139H178ZM185 132V133H183ZM125 133V134H124ZM127 133V134H126ZM142 133H144L143 136H147L148 138H143L141 135ZM169 133V134H168ZM183 133V134H182ZM92 134V135H91ZM95 134V135H94ZM115 134V135H114ZM118 134V135H116ZM124 134V135H122ZM146 134V135H145ZM148 134V135H147ZM174 134V135H173ZM194 134H197V135H194ZM127 139L125 140L122 136ZM141 137H139V136ZM187 135V136H186ZM192 135V136H191ZM195 137H194V136ZM215 135H217L215 137ZM212 136V139L216 140L219 138H222L223 136L220 134V132L218 131L217 134H215ZM94 136V137H93ZM98 136V137H97ZM109 136V137H108ZM117 136V140L115 139V137ZM128 136V137H127ZM177 136V137H176ZM188 136L196 141V139H198L195 143L197 145H200L202 148L200 149H197V153L194 151V153H192L193 151L191 150H187L188 148V145H186L188 142L186 140V138H188ZM197 136V137H196ZM219 136V137H218ZM93 139H92V138ZM100 137V138H99ZM133 137V138H132ZM139 137V139H138ZM167 137V138H166ZM186 137V138H185ZM194 137V138H193ZM94 138H97V139H94ZM104 138V139H103ZM150 140H146V139H149ZM61 139V140H60ZM101 139V141H100ZM121 139H124V142L123 140ZM138 139L139 141L137 142ZM141 139H144V140H141ZM171 139L173 140L171 142ZM176 139V140H175ZM191 139V140H192ZM95 140V142H93ZM103 140V141H102ZM115 140V141H114ZM131 140V141H130ZM135 140V141H134ZM141 140V141H140ZM177 143H175L174 142ZM190 140V141H191ZM218 140L214 141L218 146H220V148H222V145L219 144ZM61 141V142H60ZM88 141V142H87ZM91 141V142H90ZM97 141V142H96ZM117 141L119 143H117ZM121 141V142H120ZM129 141V142H128ZM205 141V143H203ZM136 142V143H134ZM192 142V143H194ZM238 142V143H239ZM93 143L95 145H93ZM122 143V144H120ZM133 143V145L131 144ZM139 143V144H137ZM148 145H147V144ZM171 143V144H170ZM174 143V144H173ZM183 143V144H182ZM185 143V144H184ZM246 143V144H245ZM61 144V145H60ZM115 144V145H114ZM128 144V145H127ZM135 144H137L138 146V153H137V150H136V146ZM93 145V146H92ZM121 145V146H120ZM124 145V146H123ZM127 145V146H126ZM76 146H78L76 148ZM86 146H89V147H86ZM120 147V149L118 150V148ZM132 146H135V150ZM86 147V148H85ZM95 149L96 147V150H94L93 148ZM124 147V148H123ZM129 147V149H128ZM143 147V148H142ZM147 147V152L149 150V152H153L152 155H151V152L148 154V153H144L146 151H142L143 149H145ZM178 147V148H177ZM180 147H181V150H180ZM91 148V149H90ZM122 148V149H121ZM67 149V150H66ZM74 149V150H72ZM75 149H78L75 151ZM81 149V150H80ZM117 149V150H116ZM132 149V151H130ZM203 149V150H202ZM89 150V153H88V159H87V162H83L82 160H78L80 162H76L75 165H73L75 168L76 166L78 168H74L72 165H68L67 163H69V158L70 156L75 152H77L78 156L80 154H83ZM99 150V151H97ZM113 150V151H112ZM127 150V152H125ZM141 150V151H140ZM176 152H175V151ZM180 150V151H179ZM224 150V149H223ZM222 150V152H223ZM236 152V149H234ZM249 150V151H248ZM74 151V152H73ZM80 151V152H79ZM97 151V152H96ZM125 153H124V152ZM92 152V153H91ZM108 154H107V153ZM119 152H121L120 154H118ZM142 152V153H141ZM200 152V153H198ZM225 152V151H224ZM251 152V153H250ZM123 153V155H122ZM140 153V155H139ZM170 153V154H169ZM186 153V154H185ZM92 154V155H91ZM104 154V155H102ZM127 156H126V155ZM136 155V160L138 162V165H137V162L135 166H131V168L133 167V169L135 170V167H138L136 168V170H139L137 175L139 176V174H143L141 176H139V183L141 182V184L137 183H134L133 186L135 185V187L137 188V191L136 189L132 191H129L128 190H131L130 188L132 187V185H129V181H134L135 178L133 177H136L135 175L133 176L132 175V178L131 176L129 178H126L124 180L123 183H118V177H120V174L123 172L124 173V170L122 169L123 166H126L128 164H130V162L133 161V156ZM145 154V155H144ZM169 154V155H168ZM185 154V155H184ZM197 154V155H195ZM211 154V155H210ZM251 154V155H250ZM73 155H76V154H73ZM192 155V156H191ZM235 155V156H234ZM87 156V155H86ZM98 156V158L96 159V157ZM113 156V157H112ZM115 156V157H114ZM118 156V157H116ZM142 156V157H141ZM149 156V157H148ZM168 156V157H166ZM90 157V158H89ZM121 157V158H119ZM138 157V158H137ZM140 157V159H139ZM147 159H146V158ZM152 159H151V158ZM187 157V158H186ZM237 157V158H236ZM239 157V158H238ZM124 158V159H123ZM125 158L127 159V161H123L125 160ZM142 158V159H141ZM144 158V159H143ZM214 158V159H213ZM114 159V160H113ZM120 159V160H119ZM158 159V158H157ZM182 159V160H181ZM193 159V160H191ZM210 159V160H209ZM212 159V160H211ZM95 160V161H94ZM129 160V161H128ZM135 160V161H136ZM141 160V161H140ZM144 160V161H142ZM150 162L149 160H151L150 164L147 162ZM155 160V161H154ZM99 161V162H98ZM101 161V162H100ZM115 161V162H114ZM117 161V162H116ZM119 161H123V164ZM158 161V160H157ZM183 163H182V162ZM185 161V162H184ZM188 161V162H187ZM190 161V162H189ZM250 161V162H249ZM92 163V165L89 164ZM94 162V163H93ZM128 162V163H127ZM141 162V163H140ZM143 162H147V163H144V165L142 164ZM155 162V163H154ZM78 163V164H77ZM123 165H121V164ZM134 163V164H135ZM95 164L97 165V167H95ZM141 164V165H140ZM224 164V165H223ZM83 165V166H81ZM121 165V166H119ZM146 165H148V167H151L148 168ZM150 165V166H149ZM155 165V166H154ZM188 165L190 167H188ZM226 165V166H225ZM230 165V166H229ZM45 166H50L49 164L48 165H45ZM66 166H69L71 167V169L73 170L74 168V172L77 171V173H72L74 176L72 177L71 174V178L70 180L72 185L71 187L69 188L70 190L68 195L65 196V203L64 205H59L56 204H51L48 197H51V195L54 193V190H51L50 187H51V180H53L54 178H57L59 175L61 176V173H63V171L65 170V167ZM101 166V167H100ZM115 166V167H114ZM145 167V168H142V167ZM180 166V167H179ZM221 166V167H220ZM223 166V167H222ZM73 167V168H72ZM93 167V168H92ZM114 167V168H113ZM197 167V169L195 168ZM217 167V168H215ZM231 167V169H230ZM95 168V169H94ZM121 168V169H119ZM150 170H148V169ZM155 168V169H154ZM186 168V169H185ZM190 168V169H188ZM215 168V169H214ZM248 168V170H247ZM68 169V167L66 168ZM80 171H79V170ZM82 169V170H81ZM143 169V170H141ZM221 169V170H220ZM228 169V170H227ZM230 169V170H229ZM144 170H146L147 172L150 171V172H144ZM154 170V171H153ZM196 170V171H195ZM226 173H225V171ZM232 170V171H231ZM141 171V173H140ZM84 172V173H83ZM121 172V173H120ZM137 171H135L136 173ZM150 175V173H152ZM196 172H198L196 174ZM216 172L218 175H216ZM219 172V173H218ZM222 172V173H221ZM229 172H231V175H228ZM233 172V173H232ZM206 173V174H204ZM209 173V174H208ZM211 173H214L213 175ZM208 174V175H207ZM222 174V175H221ZM64 175V174H63ZM76 175V176H75ZM80 178H78V176ZM83 175V177H82ZM123 175V174H121ZM146 175V177H145ZM150 175V176H149ZM70 176L68 178H70ZM86 176V177H85ZM144 176V177H143ZM153 176V177H152ZM203 176V177H202ZM217 179L220 178V180H217L215 179L214 177ZM64 177V176H63ZM81 177L83 178L81 180ZM151 177V178H150ZM206 177V179H205ZM61 178V177H60ZM86 178H88L89 180H87ZM141 178V179H140ZM144 178V179H143ZM146 178V179H145ZM154 178V179H153ZM209 178V179H208ZM214 180H213V179ZM78 179V180H77ZM143 179V180H142ZM154 182H152V180ZM157 179V180H156ZM181 179H184L182 176H181ZM261 179V178H260ZM59 180V179H58ZM58 180H57V183H58ZM76 180V182L74 181ZM82 182H81V181ZM144 182H142V181ZM146 180L148 182H146ZM151 180V181H150ZM210 180V181H208ZM213 180V181H212ZM80 183H78V182ZM114 181L117 183H114ZM156 181V182H155ZM218 181V182H217ZM222 181V183H221ZM226 181V182H224ZM44 182L46 183H49V184H45L44 185ZM74 182V183H73ZM87 183V185L85 183ZM127 182V183H126ZM148 183L150 186H147L146 183ZM151 182V183H150ZM171 182H172V179L171 178H167L165 179V183L163 181V185H164V188L165 189H174L172 186H171ZM215 184L213 185L212 184ZM216 182V183H214ZM228 182V183H227ZM43 183V184H42ZM78 183V184H77ZM81 183H83L85 186H82ZM94 183V184H93ZM96 183V184H95ZM109 183V184H108ZM212 185H211V184ZM75 184V185H74ZM76 184H77V187H76ZM89 184V185H88ZM105 184V185H104ZM128 186H127V185ZM153 184V185H152ZM202 184V185H201ZM205 184V185H204ZM216 184H218L216 186ZM220 184V185H219ZM250 183H248L249 185ZM48 185L50 186L48 188ZM74 185V186H73ZM80 185V186H79ZM117 185V186H116ZM145 185V187H144ZM153 187H152V186ZM226 185V186H225ZM19 186V187H18ZM21 186V187H20ZM41 186V188H39ZM70 185H68L67 187H69ZM105 188H104V187ZM122 186V187H121ZM200 186V187H199ZM210 186V187H209ZM216 186V188H215ZM220 186V187H219ZM259 187L253 189L254 191H264V182L263 183H260L258 184ZM37 187V192H34ZM140 187V188H138ZM151 187L150 189H147ZM224 187V189H223ZM227 187V188H226ZM15 188V189H14ZM18 188V189H16ZM23 188V189H22ZM32 188V189H31ZM34 188V189H33ZM73 188V189H72ZM77 190H76V189ZM125 188V189H124ZM129 188V189H128ZM154 188V189H153ZM221 188L224 190H221ZM7 189L8 191H10L9 193L7 192ZM14 189V190H13ZM22 189V190H21ZM41 189V191H39ZM45 191H44V190ZM48 189V191H47ZM50 189V190H49ZM152 189V190H151ZM198 189V190H197ZM206 189V190H205ZM257 189V190H256ZM32 190H34L32 192ZM2 191V189H1ZM16 191V192H15ZM20 191V192H19ZM43 191L45 192L43 195L40 194L41 192L43 193ZM47 191V192H46ZM53 191V192H51ZM78 191V192H77ZM141 191V192H140ZM142 191L144 192L143 195L141 194ZM146 191H148L147 193H145ZM154 191V192H153ZM7 192V193H5ZM19 192V193H18ZM24 192V193H23ZM29 192V193H27ZM39 192V193H38ZM73 192V193H72ZM124 192V193H123ZM127 192V194H126ZM137 192V193H136ZM181 192L184 193L183 195L187 196L188 192H187V187L186 185L184 184V188H181ZM15 193V194H14ZM32 193V194H31ZM48 197H46L45 194H48ZM78 193V196L76 195ZM80 193V194H79ZM150 193V194H149ZM155 193V194H152ZM5 194V195H4ZM11 194V195H10ZM13 194V195H12ZM18 194V195H17ZM21 194H24V195H21ZM35 194V196H34ZM40 194V195H39ZM70 194V195H69ZM130 194V195H129ZM241 194V193H240ZM4 195V196H3ZM41 196L42 195V199H40V197H37V196ZM118 195V196H117ZM122 195V196H121ZM126 195V196H125ZM131 195H134L133 197H130ZM156 195V196H155ZM239 193H236L234 194V196H238ZM10 196V197H9ZM12 196V197H11ZM16 196V197H15ZM23 198H22V197ZM27 196L28 198L30 197V200L32 202V204H34V201L35 200H40L38 201V204L34 207L33 205H31V202L27 200ZM73 198L71 200V198ZM137 196V197H136ZM185 196V197H186ZM15 197V198H14ZM19 197V198H18ZM33 197V198H32ZM140 199H139V198ZM26 198V199H25ZM35 198V199H34ZM127 198V200H126ZM131 198H135L134 201L133 199ZM151 198L155 199L153 201H151ZM198 198V199H197ZM9 199V200H7ZM13 199V202L12 200ZM18 199V200H17ZM21 199V200H20ZM25 200V201H22ZM34 199V200H33ZM124 199V200H123ZM137 203H135L137 200ZM144 202H143V200ZM11 200V201H10ZM17 200V201H15ZM140 200V202H139ZM197 200H200V201H197ZM5 201V202H4ZM133 201V202H132ZM203 201V202H202ZM20 202V203H19ZM143 202V204L141 203ZM154 202V203H153ZM14 203V204H13ZM28 205H27V204ZM49 203V206L47 205ZM134 203V204H133ZM141 203V205H140ZM152 203V204H151ZM199 203V204H198ZM13 204V205H12ZM50 204H51V207H50ZM131 204L134 205V209H132L133 205L131 206ZM137 204V205H135ZM146 204V205H145ZM150 204V205H149ZM14 205H19V206H16V208H14ZM23 205V206H22ZM31 208H30V206ZM59 205V208L58 206ZM26 206V207H25ZM57 208L54 210H58L56 211V213L58 212L60 215L58 217V219L55 221V226L53 225V227L50 226V222H51V219L53 215L52 212L54 211L52 207H56ZM142 209L145 210V208L148 206H151L150 209H147L149 210V212L147 211H143L142 209H140V207ZM145 208H144V207ZM154 206V207H153ZM24 209H22V208ZM46 207V210L47 212H49L48 214H46L45 216V219H44V222L47 220V224L49 223V227H46L45 228V233H47L46 235L49 237H53V236H56L57 238H50L51 240H45V238H47V236L45 235L42 240L41 239H37V237L39 238L41 232H42V228L40 226H37L35 229H34V225L33 224H36L38 221V219L40 218L39 216V212ZM63 207V208H62ZM122 207V208H121ZM131 207V208H130ZM153 207V208H152ZM14 208V209H12ZM49 208V209H48ZM78 208H80L78 206ZM152 208V209H151ZM170 208H172V205H170ZM20 212H17L18 210ZM41 209V210H40ZM51 209H52V212H51ZM116 209L118 211H116ZM121 211H120V210ZM129 209H131V211L133 212V210H139L140 209V212L137 211V212H133L130 213L133 215V214H136L137 216H140V214H143V216L141 215L140 219L143 217V220H140L138 218H136V216H131L130 217V213L127 212L129 211ZM155 209V211H154ZM6 210V211H5ZM11 210H14L12 213ZM22 210V211H21ZM29 210V211H28ZM33 210V211H32ZM142 210V211H141ZM25 211V212H24ZM116 211V212H115ZM150 211H152L150 213ZM116 215H115V213ZM143 212V213H142ZM185 211H183L182 213H184ZM28 213V216H25L27 215ZM57 213V214H58ZM121 214V216H119L118 214ZM125 213L127 214V218H126V215ZM129 213V214H128ZM145 213V214H144ZM4 214V215H3ZM10 214H14L16 215L15 220L14 218L12 219H8V217L10 216ZM17 214H18V218L17 217ZM51 214V215H50ZM148 216H147V215ZM202 214V215H201ZM7 215V216H6ZM20 215V216H19ZM22 215V216H21ZM33 215V217H32ZM50 215V216H49ZM101 215V217L98 216V221L97 222H100V221H103L105 220V217L103 216V214H99ZM201 215V216H200ZM205 215V216H204ZM39 216V217H38ZM1 217H4L1 218ZM22 217V218H21ZM27 217L29 220H27ZM33 218V222L31 220V218ZM54 217V216H53ZM121 217V218H120ZM206 217V218H205ZM12 223H10V222ZM26 221H25V219ZM101 218V220H100ZM122 218L124 220H122ZM131 218L135 221V219L138 221H133L131 220ZM3 219V220H2ZM21 219H24V220H21ZM37 219V220H36ZM126 219V222H127V219L131 220V222L128 220V225H123L125 223H122L120 224L122 221L124 222ZM13 220V221H12ZM19 222H18V221ZM121 220V222H120ZM140 220V221H139ZM227 223L224 221V220H218L215 224H213L211 228V230H219V226L222 225L223 223H225L226 225V228L228 229V231H233V230H236L240 224L242 223L241 221L237 220V219H234L233 217H227L226 219ZM7 221V222H6ZM23 221V222H22ZM30 221V222H29ZM14 222V223H13ZM19 224H18V223ZM21 222V223H20ZM26 222V224L24 223ZM120 222V223H119ZM143 222V223H141ZM33 223V224H32ZM134 223V224H133ZM222 223V224H221ZM0 225V227L3 226ZM11 224V225H10ZM115 224V225H114ZM130 224V225H129ZM135 224H137L135 226ZM143 226L142 229L138 228L140 227L141 225ZM16 225V226H15ZM30 225V226H29ZM13 226H14V229H13ZM21 226V228H20ZM30 228H29V227ZM124 226L125 227V230L124 228L122 229V227ZM127 226H130V228L128 229ZM138 226V227H137ZM251 226H254L255 230L257 231H260L262 230L264 227L261 223L258 224V222L256 223H252L251 222ZM259 226V227H258ZM33 227V228H32ZM61 227V228H60ZM40 228V229H39ZM54 230H53V229ZM132 228L131 231H133V233L130 231V229ZM17 229V230H16ZM24 229V230H23ZM32 229V230H30ZM38 229V230H37ZM50 229H51V232H50ZM56 229V230H55ZM58 229V230H57ZM149 229V230H148ZM26 230V231H25ZM36 230V231H35ZM123 230V231H122ZM137 230V232L135 231ZM146 230V231H145ZM20 231V234L17 233V232ZM40 231V232H39ZM57 233H56V232ZM125 231V232H124ZM135 231V232H134ZM139 231V233H138ZM9 232V233H8ZM24 232V233H23ZM33 232V233H32ZM52 232L55 234H52ZM129 233L131 235H128L126 233ZM15 233V234H14ZM134 233H137L139 235L136 234V236H140L139 239L136 238L135 234ZM180 233V236H178ZM14 234V235H12ZM69 234V235H68ZM129 237H133L131 241H129V243L126 241V238L127 236ZM175 237H174V242L173 244L177 245V251L175 252L179 258V260L181 262H185L186 260V253H185V244L187 245L188 243L191 244L189 245L190 247H193V248H200V249H194L198 252H200L199 250H201V258L198 259L197 261V264H240L239 262V259L236 260V257H232V259L229 261V259L231 258L230 256V253H228L226 251V249H223L219 244H216L214 243V241L212 240H207V239H203V238H196L194 237V239H192V237H188V235L184 232V231H178L177 233H175ZM102 235V236H101ZM120 235V236H119ZM124 236V238L122 236ZM12 236V237H11ZM16 238H15V237ZM107 236V238H106ZM142 236V237H141ZM166 236V235H165ZM178 236V237H177ZM182 236V237H181ZM102 237V240L101 239H98V238H101ZM122 237V238H120ZM144 237V238H143ZM180 237V238H179ZM11 238V239H10ZM105 238V240H103ZM113 238V239H112ZM37 239V240H36ZM73 239V240H72ZM115 239H116V243H115ZM122 239V240H121ZM138 240L139 243L137 242H134V240ZM156 239V240H154ZM178 239V241H176ZM13 240V241H12ZM18 242H17V241ZM33 240H36V241H33ZM38 240L40 242H38ZM43 240H45L43 242ZM71 240V241H70ZM146 240V241H145ZM200 240V241H199ZM256 242L259 244L260 246V254H261V261L257 264H264V235H259L258 238L255 239ZM4 241V242H5ZM33 241L34 246L31 245L32 247L30 248V244H33L31 242ZM50 242V245H49V242ZM101 241V243H100ZM104 241V242H103ZM142 241V242H141ZM155 241V242H154ZM185 241V242H184ZM43 244H42V243ZM47 242V243H45ZM53 242V243H52ZM65 242L68 244H66L65 246ZM73 242V243H71ZM109 242V244H108ZM123 242H126L127 244L123 243ZM152 242V243H151ZM179 242V243H178ZM19 243V244H18ZM26 243V245H25ZM45 243V244H44ZM117 243H120L122 245H119ZM182 243V244H180ZM185 243V244H184ZM28 244V245H27ZM149 244V245H148ZM152 244V245H151ZM194 244V245H193ZM40 249H38V247ZM42 245V246H41ZM50 248H47V246ZM101 245V246H100ZM119 245V247H118ZM128 245V246H127ZM181 245V246H180ZM193 245V246H192ZM29 246V248L27 247ZM110 246L111 249H113L111 251L110 249ZM114 246V248H113ZM134 246V247H133ZM162 246V245H161ZM183 246V248H182ZM200 246V247H198ZM204 246V247H203ZM207 246L210 247L212 249V252L214 253V258L211 260V261H208L207 260V257H206V254H207ZM18 247V248H17ZM34 247V248H33ZM64 247L67 248V250L65 249L64 250ZM69 247V248H68ZM71 247V248H70ZM100 247V248H99ZM106 249H105V248ZM123 247H126L124 248L123 250ZM136 247L138 250H136ZM26 248H28V251L26 250ZM118 248V249H117ZM120 248V249H119ZM184 249V251L182 249ZM29 249H33V250H29ZM38 249V250H37ZM44 249V250H43ZM53 251H52V250ZM68 249H69V253H68ZM71 249V250H70ZM73 249V250H72ZM99 249L101 251H99ZM115 249V250H114ZM117 249V250H116ZM38 253H37V251ZM50 251L47 252V251ZM76 250V251H75ZM110 250L111 253H108V251ZM127 250V251H126ZM206 250V251H205ZM22 251H23V255H22ZM27 251V253H25ZM33 251V252H32ZM36 251V252H35ZM46 251V252H45ZM103 251V252H102ZM116 251V252H115ZM119 254H118V252ZM122 254V252H124ZM49 253V256L48 254H45V253ZM63 252V253H62ZM72 252H76V253H72ZM129 252V253H128ZM132 252V253H131ZM162 252V249L161 251ZM205 252V253H204ZM34 253V254H33ZM37 253V254H35ZM52 253V254H51ZM66 253V254H65ZM68 253V254H67ZM99 253V254H98ZM103 253V254H101ZM127 253V254H126ZM1 254V253H0ZM26 254L29 255V257H25ZM51 254V255H50ZM62 254V255H61ZM72 254V255H71ZM76 254V255H75ZM111 255V256H108V255ZM118 254V256L116 255ZM27 255V256H28ZM31 255V256H30ZM36 255L39 257H36ZM68 255V256H67ZM75 255V256H74ZM123 257H122V256ZM3 256L0 255V263L1 264H4V261L1 259ZM48 256V257H47ZM62 256V257H60ZM120 256V257H119ZM126 256V257H125ZM135 256V257H134ZM203 256V257H202ZM27 260V262L25 261V258ZM33 257V258H32ZM66 257V258H65ZM72 257V258H71ZM30 258V259H29ZM38 258V260H36ZM91 258H89L91 260ZM97 258V259H96ZM135 258V260H133ZM158 257L157 256H152L151 257V261H153L154 259H157ZM204 258V259H203ZM32 259V260H31ZM66 259V261H65ZM71 259V260H70ZM74 259V260H73ZM105 259V261H104ZM113 259V260H112ZM131 259V260H130ZM202 259V260H201ZM234 259L236 261H234ZM31 260V261H30ZM33 260H34V263H33ZM69 260V261H68ZM108 260V262H107ZM115 260V261H114ZM204 260V261H203ZM30 261V262H29ZM37 261V262H36ZM60 261V262H59ZM74 261V262H73ZM112 261V263L110 262ZM136 263H135V262ZM233 261V262H231ZM3 262V263H2ZM36 262V263H35ZM59 262V263H58ZM117 262V263H116ZM128 262V263H127ZM203 262V263H202ZM238 262V263H237ZM250 262H252V259H250ZM241 264H244L243 262ZM252 264V263H251Z\"/></svg>","mask_w":264,"mask_h":264}]
</instances>
